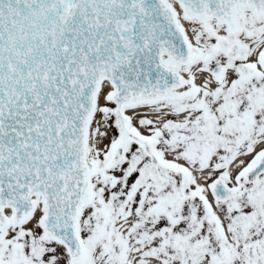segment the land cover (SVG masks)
I'll return each instance as SVG.
<instances>
[{"label": "snow or ice", "instance_id": "6c2138e0", "mask_svg": "<svg viewBox=\"0 0 264 264\" xmlns=\"http://www.w3.org/2000/svg\"><path fill=\"white\" fill-rule=\"evenodd\" d=\"M0 264H264V0H0Z\"/></svg>", "mask_w": 264, "mask_h": 264}]
</instances>
